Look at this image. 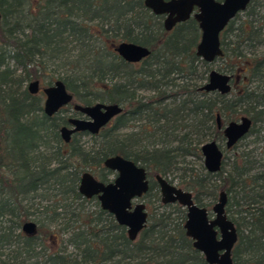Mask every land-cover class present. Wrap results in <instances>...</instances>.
Wrapping results in <instances>:
<instances>
[{"label": "trees", "instance_id": "obj_1", "mask_svg": "<svg viewBox=\"0 0 264 264\" xmlns=\"http://www.w3.org/2000/svg\"><path fill=\"white\" fill-rule=\"evenodd\" d=\"M143 1L0 0V170L5 168L8 174L5 181L0 177V227H8L0 229V245L15 246L12 263L0 264H208L186 235L187 210L179 204L162 203L160 195L154 193H159L154 175L166 177L179 156L202 157L201 147L207 141L225 142L223 130L218 128V114L223 123L240 115L249 116L253 120L249 134L259 131L256 124L264 126V55L244 52L245 47L264 44V15L259 11L264 0H252L244 11L248 19L237 27L238 14L230 24L232 29L221 34L224 55L218 59L228 62L225 70L229 74L241 76L242 82L246 80L226 95L200 90L210 71L202 70L209 63L195 52L201 40L198 22L191 18L168 32L163 18L147 9ZM98 39L104 43L106 39L136 43L149 47L152 54L143 62L146 67L134 70L115 54L114 48L105 47L104 55L100 53L101 48L95 43ZM73 42L80 48L76 60L81 62L84 57L91 61L87 73L57 79L83 105L97 101L118 103L126 110L114 125L96 135L100 137V147L96 149L82 147L77 141L66 145L58 130L64 119L58 113L47 116L43 112V94H30L26 86L30 81H39L38 65L65 56L67 59V47ZM119 69L123 70L117 73ZM225 70L221 72L226 73ZM194 78L200 82H190ZM176 79L182 83H176ZM132 84L152 90L153 98L167 95L180 100L175 109L163 102L151 105L145 112L159 131L174 123L171 131L165 132L177 135L176 146L133 152L128 142L117 137V132L129 124L128 107L138 102ZM175 87V93H169ZM159 112L162 115L154 118ZM44 150H49L48 155ZM112 155L144 166L152 179L145 197L156 196L159 208L175 205L178 217H173L171 211L155 212V208L136 240L131 241L126 228L101 209L95 197L93 211H85L83 205L82 212L72 207L73 201L89 200L78 192L85 167L92 168L99 180L107 182L111 171L103 167V161ZM253 156L251 152L242 153L227 174L224 161L217 173L208 172L205 166L201 171L186 169L189 180L184 182V189L193 192L198 205L208 208L204 196L215 199L220 191L227 192V213L239 231L234 264H264V170L253 172L257 167ZM214 177H219L221 183H212ZM39 190L59 202H69L61 208H48V213L52 221L61 216L67 218L62 228L73 230L69 240L78 249L75 256L66 254L62 245L57 250L36 251L41 241L40 224L36 223L33 235L23 233L26 214L10 197L16 199ZM233 194H241V199L235 200L238 210L232 207ZM7 216L10 225L2 226ZM57 233L48 231L46 237L57 243Z\"/></svg>", "mask_w": 264, "mask_h": 264}, {"label": "water", "instance_id": "obj_2", "mask_svg": "<svg viewBox=\"0 0 264 264\" xmlns=\"http://www.w3.org/2000/svg\"><path fill=\"white\" fill-rule=\"evenodd\" d=\"M252 0H144L147 9L157 16L165 15L164 27L171 31L177 24L194 18L201 29V40L196 47V54L208 63L224 55L221 34L228 24L244 12ZM114 51L126 62H139L151 53V49L132 42L121 41ZM231 75L213 69L200 90L217 91L222 95L232 91ZM39 81H30L27 89L30 94H37ZM43 112L47 116L57 113L60 108L73 100L64 82L57 79L53 84L43 87ZM74 110L87 119L70 118L72 126L61 127L60 137L68 142L70 134L87 131L97 134L110 120L122 111L115 103L96 102L92 105L74 104ZM219 127L221 116L217 115ZM252 119L243 116L239 121H231L224 128L225 147L233 148L242 138L249 134ZM204 165L208 172L217 173L224 161V147L217 140L205 142L201 147ZM103 167L116 174L112 181L98 180L90 171L81 174L78 192L85 198L96 197L101 209L113 215L117 224L126 228L127 237L134 241L146 226L149 213L145 204L139 199L150 189L144 167L121 155L108 156ZM164 204L179 203L187 210L184 224L186 235L193 241V246L205 257L208 264H234L233 250L239 239L235 222L227 213L228 194L219 193V199L210 210L195 202L193 192L170 182L161 174L156 175ZM26 235H33L37 225L33 221H24L21 227Z\"/></svg>", "mask_w": 264, "mask_h": 264}, {"label": "rangeland", "instance_id": "obj_3", "mask_svg": "<svg viewBox=\"0 0 264 264\" xmlns=\"http://www.w3.org/2000/svg\"><path fill=\"white\" fill-rule=\"evenodd\" d=\"M260 14L264 15V6H261L259 8ZM248 19V16L246 12L240 13V17L236 22V26L238 27L240 22L242 20ZM263 29H264V24H263ZM232 39H235L233 37ZM96 45L99 47L100 53L104 55V49L105 47L107 49H113L117 43H113L109 40H105V43L101 41L100 39L96 40ZM69 49V56L66 59L65 58H60L56 60H46L44 62V66L38 65L36 68L38 70V73L40 75L39 82L41 87L48 86V83L53 82L58 78V77H77L80 76L82 77V73H87V67L91 61L84 60V57L82 58V61L79 62L76 60V58L80 54V48L77 46V44L70 43L67 47ZM246 50L244 51L248 55L256 53L257 55H264V44L259 45L258 47L250 48V47H245ZM253 51V52H251ZM83 53V51H82ZM67 55V54H66ZM106 56V55H105ZM253 56V55H252ZM86 58V57H85ZM70 59V60H69ZM73 63V65L70 64V62ZM78 64H75V63ZM226 64L228 65V62L225 60L221 59H216L214 62L209 63L207 66L203 67L202 70H207L209 71L216 69V70H225ZM139 67H135L134 69H137ZM123 69H119L116 72L120 73ZM19 72V70L17 71ZM223 72V71H222ZM226 73H228L225 70ZM229 74V73H228ZM175 76V75H173ZM206 77V74H205ZM117 78L112 79V81H116ZM200 82V79L194 78V80L190 81L192 83L195 82ZM203 81V80H201ZM107 82V81H106ZM109 82V81H108ZM204 83L207 82L203 81ZM246 82L244 80L242 82L241 76L236 75L235 76V83L233 84V90L237 88L240 84H243ZM176 83L180 84L182 81L180 79H176ZM258 83L254 84L256 86ZM27 86V84H26ZM236 86V88H235ZM171 89V88H170ZM168 90L169 93H175L177 90V87L173 88L172 90ZM138 92L144 96H149V95H154L152 90L150 91L149 89H140ZM232 92V91H231ZM38 94H41L39 92ZM44 100V99H43ZM75 102L81 103L80 101L74 99ZM180 100L178 99L177 101H174V98H170L167 101H165L166 104H168V107L170 108H177V104ZM67 109L69 108L68 111H65L63 113H60L59 116H64V115H71L75 114L78 116V114L73 113V110L71 109V106H67ZM242 115L238 116L236 119H239ZM174 123H170L168 126V129L170 126H172ZM162 124H159V127ZM111 125H108L107 127H110ZM172 128V127H171ZM162 129H167V127H163ZM166 131H171V129ZM256 129L259 130L258 132H253L247 135L244 139L239 141L233 148L227 149L225 147V142L220 141V144L224 147V162H225V173L227 174L228 172L232 171L234 162L242 155L244 152H251L253 158L256 160V165L255 169L253 172H258L261 170H264V126L263 124H256ZM161 129H158L157 124L153 126L150 123H147L145 120H141L139 123H130L128 126L123 127L120 129L117 133V137L124 141L129 143V149H131L133 152H141L146 149H153V148H162L165 146H176L178 144L177 135L172 134L168 135V133L164 131H159ZM76 141L83 147H92L94 149L99 148V142H100V137L98 136H90L88 134L85 135H78L76 137ZM44 153L48 155L49 150H44ZM178 163L175 165L170 173L166 175V178L171 180L174 184H176L179 187L184 188V182L189 180V177L186 176V169L187 168H194L196 171H201L202 166L204 165V157H198V156H179L176 158ZM258 164H262L263 167H259ZM86 170H89L94 173L93 169L90 167H85ZM7 171L5 168H2L0 170V177L5 181L7 179ZM115 176L114 172H109L107 174V178L109 180L113 179ZM165 177V176H164ZM212 183L214 184H219L221 183L219 177H214ZM221 192V191H220ZM219 192V193H220ZM157 196L160 195V192L156 190L154 192ZM236 196V198H235ZM231 195V202L233 203L232 207L235 210H238L240 207L235 204V200H240L241 199V194L237 195ZM205 201L208 202L209 206L208 208L211 210L214 204L218 201L219 195L217 198L213 197H206L204 196ZM11 200H14L16 203L20 204L22 206V209H19L20 212L26 214L24 217L26 218L25 221H33L37 224H40L39 228V237H41V242L40 240L38 241L39 246L37 247L36 251H45L46 250H57L62 246H65V252L66 254L75 256L76 253L78 252V249L70 242L69 238L72 233V228L67 227L65 230H63L64 222L67 220L66 217H62L56 221H52L50 219V216L48 213V208L52 209L55 206H58L61 208L62 205L65 203L64 201H57L56 198L53 195H46V192L44 190H39L36 194H26V195H18L16 199L13 197H10ZM147 204V211H149V214L155 212H162V211H171L173 214V217H178V213H175L178 211L177 207L171 206L166 208L160 207L159 208V203L156 198V196H151V197H145L144 201ZM59 204V205H58ZM82 205L84 206L85 211H93L95 209V199L91 198L88 201H85L84 203L78 202V201H73L72 202V207H74L77 211L80 210L82 212ZM46 208V210H45ZM68 216V214H65ZM9 216H7L6 222H2L1 225L3 226H8L10 225V222H7ZM23 217V218H24ZM5 220V218H4ZM179 220V219H178ZM5 230L8 227H0V229ZM15 233L18 232L16 228ZM245 230V228H244ZM48 231H58V238H57V243H53V241H50L47 239L46 234ZM25 234V233H24ZM15 252V246L13 244H1L0 245V261H4L5 263H12L11 257L14 255ZM40 256V255H39ZM38 256V257H39Z\"/></svg>", "mask_w": 264, "mask_h": 264}, {"label": "flooded vegetation", "instance_id": "obj_4", "mask_svg": "<svg viewBox=\"0 0 264 264\" xmlns=\"http://www.w3.org/2000/svg\"><path fill=\"white\" fill-rule=\"evenodd\" d=\"M219 1H223V0H219ZM162 18H163V24H164V21H165V18H166V16L165 15H162L161 16ZM193 18V17H192ZM191 19V18H190ZM188 21V20H187ZM186 22V21H185ZM232 22V21H231ZM231 22L228 24V26L225 28V29H229V31L232 29V25H230L231 24ZM182 23H184V22H182ZM182 23H179V24H177L171 31H173L178 25H180V24H182ZM199 25V24H198ZM165 28V27H164ZM200 28V27H199ZM201 30V29H200ZM167 31V30H166ZM171 31H168V32H171ZM202 33V32H201ZM115 52V51H114ZM195 52H196V50H195ZM115 54L120 58V59H122L116 52H115ZM151 54H152V51H151V53L149 54V55H147L146 57H144V58H142L139 62H135V63H130V62H126L125 60H123V62L128 66V67H131L132 69H134L135 67H146L145 65H143V62L147 59V58H149L150 56H151ZM196 56H197V54H196ZM197 57H199V56H197ZM202 59V58H201ZM139 68H137V69H139ZM135 70V69H134ZM137 75H139V74H137ZM231 75V85H232V88H233V82L235 81V76L233 75V74H230ZM29 84V83H28ZM28 84H27V86H28ZM49 86V85H48ZM46 87V86H45ZM42 89H43V87H41L40 86V82H39V88H38V92H37V94L39 93V92H41L42 94H43V92H42ZM140 89H146L147 90V88L146 87H142V86H136V84H132V92L134 93V99L135 100H138V104L137 103H135V102H133L132 103V105L131 106H129L128 107V110H127V116L129 117V124L130 123H139L141 120H145V121H147V123H150V119L149 118H151V117H146V115H145V112H146V108H149L151 105H158V103H163V102H165V101H167L169 98H173V97H169V96H167V95H163V96H156L155 98H153V96L155 95L154 94V92H153V94L154 95H149V96H144V95H142V94H140L139 92H138V90H140ZM151 91V90H150ZM231 93V92H230ZM73 96V95H72ZM43 97H44V94H43ZM44 99V98H43ZM97 102H99V101H97ZM75 103H78V102H75L74 101V98H73V100L69 103V104H67L66 106H64V107H62V108H60L59 109V111L57 112L58 114H60V113H63V112H65V111H68L69 110V108L67 109L66 107L67 106H71V109L73 110V113H76V114H78V116L77 115H75V114H71V115H64V116H61L63 119H64V123L59 127V134H60V129H61V127H63V126H66V127H68V128H71L72 126L68 123V121H69V119L70 118H78V119H87V117H85L82 113H79L78 111H75L74 110V104ZM94 103H96V102H94ZM94 103H92V104H94ZM102 103H104V102H102ZM79 104H81V103H79ZM92 104H90V105H92ZM115 104H118V103H115ZM81 105H83V104H81ZM118 105H120V104H118ZM121 107H122V105H120ZM126 112V110H124V108L122 107V111L119 113V114H116L111 120H110V122L105 126V127H103L102 129H104V128H107V126L108 125H114L115 123H116V121H117V119L119 118V117H121V115H123L124 113ZM57 113H55V114H57ZM55 114H53V115H55ZM52 115V116H53ZM162 115V113L161 112H159L158 113V115H156V117H154V118H157V116L159 117V116H161ZM221 116V115H220ZM243 116H241L240 118H242ZM249 117V116H248ZM239 118V119H240ZM239 119H235V120H232V121H239ZM253 121V120H252ZM218 122V121H217ZM231 122V121H230ZM229 123V122H228ZM228 123H223V120H222V117H221V127H219V123H218V128L219 129H221V130H223V133H224V128H225V126L228 124ZM128 124V125H129ZM252 127H253V123H252ZM252 127H251V129H252ZM102 129H100V131L102 130ZM100 131L97 133V134H91V133H89V132H87V131H78V132H74V133H72V134H70V138H69V141L68 142H64L66 145H70L73 141H76V137L78 136V135H85V134H88V135H90V136H96V135H98L99 133H100ZM251 131V130H250ZM248 135V134H247ZM246 135V136H247ZM243 139V138H242ZM241 139V140H242ZM240 140V141H241ZM78 142V141H77ZM79 144V143H78ZM80 145V144H79ZM82 147H83V145H82ZM133 161V160H132ZM135 162V161H134ZM136 163V162H135ZM136 164H138V165H140L139 163H136ZM140 166H142V165H140ZM142 167H144V166H142ZM145 168V167H144ZM146 170V169H145ZM84 171H89V170H84ZM83 171V172H84ZM91 172V171H90ZM93 175H94V173L93 172H91ZM146 174H147V179H149V182H150V187H151V177L149 176V173H147V170H146ZM156 175H157V173L154 175V180H155V182L157 183V185H158V188H159V192H160V197H161V191H160V187H159V184H158V182H157V179H156ZM95 176V175H94ZM115 176H116V174H115ZM115 176H114V178H115ZM163 176V175H162ZM96 177V176H95ZM97 178V177H96ZM113 178V179H114ZM98 179V178H97ZM113 179H111V180H108L107 182H109V181H112ZM168 179V178H167ZM99 180V179H98ZM169 180V179H168ZM170 182H172L171 180H169ZM173 183V182H172ZM174 184V183H173ZM176 185V184H175ZM179 187V186H178ZM183 188V187H182ZM150 190V189H149ZM147 192H149V191H147ZM147 192L139 199V201L140 202H142V203H144L145 204V207H146V211H147V204L145 203V202H143L144 201V199H145V195L147 194ZM147 197H150V196H147ZM93 198V197H92ZM96 198V197H95ZM87 199V198H86ZM91 199V198H90ZM161 201H162V199H161ZM163 203V202H162ZM164 204V203H163ZM169 204H179V203H168V204H164V205H169ZM180 205V204H179ZM183 207V206H182ZM147 213H149V211H147ZM147 220H149V218H147ZM147 224V223H146ZM37 230V229H36ZM190 238V237H189ZM191 239V238H190Z\"/></svg>", "mask_w": 264, "mask_h": 264}]
</instances>
